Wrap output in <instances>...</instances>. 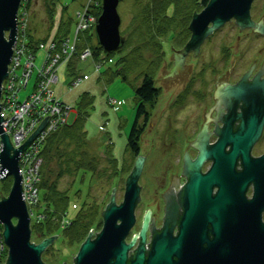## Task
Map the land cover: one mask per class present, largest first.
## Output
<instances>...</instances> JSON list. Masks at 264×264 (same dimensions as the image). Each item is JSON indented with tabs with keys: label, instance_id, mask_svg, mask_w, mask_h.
Masks as SVG:
<instances>
[{
	"label": "water",
	"instance_id": "1",
	"mask_svg": "<svg viewBox=\"0 0 264 264\" xmlns=\"http://www.w3.org/2000/svg\"><path fill=\"white\" fill-rule=\"evenodd\" d=\"M21 1L0 0V134L3 145L0 152V181L12 177L8 195L5 197L1 194L0 197V225L3 226L1 233L8 246L5 264H46L42 257L43 251L58 236H49L39 242L32 240L31 216L23 197V176L18 158L43 129L50 115H46L36 130L18 147H13L9 134L3 128L5 119L1 116L2 86L13 56ZM120 1L102 0V11L95 25V40L106 55L121 50L126 41L120 30ZM252 3L253 0H210L202 10L194 12L188 24L191 37L187 44L177 50V54L173 52L175 65L163 77L182 73L184 56L190 50L198 55L203 40L232 19L241 29L252 27L264 34L263 16L257 22L252 19ZM235 88L229 86L226 91L231 93ZM237 93L242 95L244 89L239 88ZM262 113L252 109L246 116L244 126L235 133L232 132V120L228 119L215 144L207 150H201L194 160L186 155L187 181L185 186L180 187L178 183L174 187L176 192L184 187L183 213L177 236L171 235L168 215L160 230L154 226V222L150 225L148 216L137 233L141 236L139 245L129 258L135 239L127 243L126 237L136 223L135 210L141 190L139 178L145 162L144 156H137L126 179L123 201L116 203L114 187L110 201L102 211L101 230L95 236L94 230L89 232L73 264H264V234H260L264 233V227L256 211L257 199H261L259 195L264 190V157L251 159L249 156L250 147L261 132ZM228 144L231 148L226 152L224 148ZM206 158H211L213 163L206 173H202L200 168ZM237 158L242 160L241 172L235 169ZM250 181L256 183L257 192L255 199L247 203L243 192ZM216 186L219 189L213 195V187ZM178 212L181 210L178 209ZM149 226L152 234L157 235L152 239L150 251L146 253L144 246ZM244 230L248 233L236 234ZM209 232L214 234L212 240L208 238ZM173 257L177 260H173Z\"/></svg>",
	"mask_w": 264,
	"mask_h": 264
},
{
	"label": "rangeland",
	"instance_id": "2",
	"mask_svg": "<svg viewBox=\"0 0 264 264\" xmlns=\"http://www.w3.org/2000/svg\"><path fill=\"white\" fill-rule=\"evenodd\" d=\"M87 1L88 0H60L57 5L58 11L56 14L55 27L58 26L60 21L63 6H66V16L73 20V30L76 26L77 12L83 8V5ZM147 5L148 0L120 1L118 5V12L121 17L120 30L125 37H131V45L121 51L114 52L112 55V63L106 61V64L97 71L92 59L77 61L72 70L73 72H71L69 64L66 62L61 65L58 71L59 80L54 83L55 94L66 103L74 105L76 111L81 110L89 115L86 122V135L89 142L85 148L91 155H96L99 158L97 171L93 174H87L85 180H81L80 173L76 179H74L73 174H66L60 177L57 188L63 191L69 190V217H72L76 213L84 200H87L88 202H98L106 206L110 201L108 191L110 190V185H112L114 181L117 182V187H115L116 203L119 204L123 201L126 179L130 171L124 172L116 178L110 177V174L114 171V167L111 165L112 162L107 153V146L111 145L112 153L117 159L120 168H122L124 164L131 163L132 156L127 151V142L129 133L137 116L138 97L135 94V88L139 86L141 82V74L147 72L146 68H148L149 63H147L146 59L148 58L150 61L154 56L146 53L144 56L145 58L142 60L135 58L134 60L136 62L133 61V64L129 62L130 65L127 61L119 63L117 59L128 53L134 55L133 48L141 41V36H139L138 33H140V31L142 32V30L137 28L140 22L139 15H141L142 9ZM29 12L32 33L38 38L44 37L49 25L44 1L32 0ZM167 13L170 15L173 13L172 4L168 6ZM251 14L252 19L256 22L259 21L262 16L264 18V0H255L253 2V11ZM133 27L140 31L132 33V30L134 31ZM181 27L182 26L178 24H173L170 31L165 36H160L163 42L165 55L162 57L163 59L156 71L155 80L156 86L160 87L161 91L158 99L155 100L150 108V123L141 136L140 153L145 157L142 173L139 178V185L142 188V192L140 193V200L135 210V216L137 217L136 223L130 234L139 233L144 221L143 215H145L146 208H154L161 203L160 192L163 189L160 184L163 182H161V180L165 178L168 183V178L172 174V171H175V168H177L178 171L179 165H175L174 163L180 158L182 153L181 150L186 142L184 135L179 133V136L175 137L173 130L175 128L182 129L185 126L184 120L189 114V108L185 107L187 103L184 107H176V104L179 105L182 103L184 104L185 102H190L189 99L185 100L184 97L187 75L183 69L181 70L182 73H173L163 77L164 75L169 74L172 67L175 65L173 58L174 50L176 48L179 50L184 46V44L179 45V43L182 42V36H179L181 35ZM72 30L69 35H72ZM237 30L238 26L235 21L227 22L221 30L210 38L208 52L214 54L216 51L218 53L221 46L226 47L229 42L232 43V40H235L236 38ZM174 33L178 34H176L175 38ZM251 38L253 39L251 42L252 47L250 51L248 50L245 52L246 54L249 52L251 53L252 50L261 48L262 44L264 45L261 38L256 33H253ZM95 41L96 40L93 38L92 42ZM241 46L242 49L245 50L247 47L246 42L244 41ZM177 53L178 52H176V54ZM43 56V51H38L36 64L40 65L42 63ZM137 61L140 63L138 64ZM196 61L197 63L194 66V71H200L201 64L198 60ZM150 66L152 67L153 64ZM123 68L127 75V79H124V74L117 73L118 70ZM36 74L37 72L34 73L30 80L28 88L20 92L21 99H24L26 95L33 90ZM76 76L84 77V79L86 77V79L80 82L79 86L74 87L71 85V89H69L70 84ZM84 95L86 96L85 100H83ZM109 98H116L118 104L111 106L107 102ZM75 113L73 111L70 115L69 123L74 121ZM101 125L106 127L105 131L100 130ZM58 149L61 152L69 150L68 146L64 145H61ZM57 156L58 155L56 154L53 158L50 167L51 169H54L53 178L60 171L58 164L59 159ZM209 164L210 162L207 163V165ZM183 177L185 178V175H183ZM184 178L183 181L181 180L179 183L180 187L186 183ZM10 185H12L11 176L0 181V197L1 194L5 197L8 195L9 190L11 189ZM77 191H80L81 193L77 195ZM178 209L182 210V207ZM14 222H16V219H14ZM100 230L101 228L94 230L93 236H95ZM56 243L57 245L53 251L50 252L48 260H44L46 264H59V262L56 261L58 260V255L61 254L67 256V260L65 261L66 264H73V260L79 248L75 246L71 248L65 247L64 245L59 244L60 239L57 240Z\"/></svg>",
	"mask_w": 264,
	"mask_h": 264
},
{
	"label": "trees",
	"instance_id": "3",
	"mask_svg": "<svg viewBox=\"0 0 264 264\" xmlns=\"http://www.w3.org/2000/svg\"><path fill=\"white\" fill-rule=\"evenodd\" d=\"M43 1L49 21L48 30L44 37L38 38L34 33H32L30 21H28V49L36 50L38 43L46 41L49 38H54L56 40L55 42H60L62 39L66 38L72 30L73 20L66 16L67 7L63 6L60 21L58 26L55 27L56 14L58 11L57 5L60 0ZM95 1L96 3L94 4L95 7L93 6V13L98 18L102 11V0ZM209 1L210 0H148V5L142 9V13L139 15L140 22L137 28L142 30L143 33L134 27V31L132 30V33L140 31L138 34L141 36V41L139 44L134 46V55L131 53L124 54L117 60L119 63L127 61L130 65V63L133 64L135 58L139 60L145 58L144 56L146 53H149L154 57L150 61L148 58L146 59L147 63H149L148 68H146L147 72L141 74V82L139 86L135 88V94L138 97L137 116L129 133L127 142V151L132 156L131 163L124 164L122 168H120L117 159L112 153L111 145H108L107 153L109 154V159L112 162L111 165L114 167V171L110 174V177L116 178L124 172L131 171L134 166L133 163L140 154L141 136L144 133L143 131H145L146 124H141L139 119L144 117V122L149 119L151 115L150 108L154 104L155 100L158 99L161 91L160 87L156 86L155 80L156 71L163 59L162 57L165 55L163 42L160 36H165L170 31L173 24H178L182 26L180 30L181 35H179L182 36V42H180L179 45L184 44L190 34L188 24L190 23L194 12L203 9ZM22 2H24L23 4H25L26 8H31L32 0H23ZM171 4L173 5V13L170 15L167 12L168 6ZM94 30L95 28L81 35L77 45V53H80L85 48H90L92 50L94 60L113 59V53L106 55L97 40L92 42L93 38L96 39ZM176 34L174 33V38L176 37ZM129 45H131V37L129 38L126 36L125 44L121 50ZM77 61H80L78 56L68 62L71 72H73L72 70ZM139 63L140 62H138V64ZM151 64H153L152 67L150 66ZM117 73L124 74V79H127L124 68L118 70ZM85 98L86 96L84 95L83 100H85ZM75 114L76 117L72 123L61 126L48 136L42 150L44 163L41 167L39 202L36 207L37 212L42 215V217H34L30 220L32 240L39 242L49 236H58L57 239L54 240V242L45 251H43L44 253L42 254V257L44 260H48L50 252H52L57 245V240L60 239L59 244H62L65 247L71 248L75 246L79 248L91 230H97L103 225L102 211L104 210L105 205L98 202H88L87 200H84L81 207L77 209L76 213L72 217H69V190L63 191L57 188L60 177L66 174H73L74 179H76L80 173L81 180H85V176L89 173H95L99 166L98 156L91 155L85 148L89 142L86 135V122L89 115L81 110H77ZM61 145L68 146L69 150L64 152L59 151L58 148H60ZM56 154L59 159L58 164L60 171L53 178L54 169H51L50 167ZM110 186V190L108 191L109 196L112 193V189L117 187V182L114 181V183ZM80 193V191L76 192L77 195ZM64 219L68 220V223L65 226L61 225ZM0 231H3L2 225H0ZM66 260L67 256L61 254L58 255V260L56 262L62 264Z\"/></svg>",
	"mask_w": 264,
	"mask_h": 264
},
{
	"label": "flooded vegetation",
	"instance_id": "4",
	"mask_svg": "<svg viewBox=\"0 0 264 264\" xmlns=\"http://www.w3.org/2000/svg\"><path fill=\"white\" fill-rule=\"evenodd\" d=\"M254 1L255 0H253V2ZM252 11L253 3L251 6V12ZM230 21H235V19ZM262 21L264 23V18H262ZM225 24H227V22ZM224 25L219 29L214 30L213 33L203 40L198 55H195V52L190 50L184 56L183 68L187 75L184 97L185 100L189 99L190 102L182 103L183 105L176 104V107H184L187 103L185 107L189 108V114L184 120L185 126L182 129L175 128L173 134L175 137H178L179 133H181V135H184L186 138V142L181 150L182 153L180 158L174 163L175 165H179L178 171L177 168H175V171H172V174L168 178V183L165 178L161 180V182L163 181L160 183L163 188L160 192L161 203L154 208H146L145 211H147V213L145 212V215H143L144 218L149 216L150 225L154 222V226L159 230L164 225L165 218L168 215V220L170 222L169 225L173 233L171 235L173 237L177 236L178 223L183 213L184 190L183 187L180 192H176L174 187H176L181 180L183 181L184 174V179L187 181L185 173L187 172L185 169L186 155L193 160L200 154L201 150H207L215 144L219 140L218 138H220L223 127H225L228 119L232 120V132L235 133L241 129V126H244L246 116L252 109L263 111L262 115L264 116V45L262 44V47L259 49L252 50L251 53H245L248 50L250 51L252 47L251 42L253 39L251 38V35L256 33L264 43V34L254 30L252 27L241 29L240 26L237 25L238 30L235 40L233 39L232 43L229 42L226 47L221 46L218 53L216 51L214 54L209 53L208 46L210 44V38L221 30ZM191 34L192 32L190 30V34L184 42V45L189 41ZM244 41L247 44L245 50L242 49L241 46ZM177 50L178 49L176 48L174 52L176 53ZM196 60L201 64L200 71H194V66L197 63ZM174 61H176L175 57ZM229 86H235L237 90L243 88L244 93L238 95L236 88L229 93V91H226V88ZM263 116L261 117V132L256 136V139L250 147L249 156L251 159H260L264 157ZM139 122L141 124H146L145 129L150 123L149 119L144 122V117H141ZM230 148L231 145L228 144L224 149L226 152H229ZM139 155H141V153ZM208 162H210L209 165H207ZM212 163L213 160L211 158H206L201 165V172L206 173L207 170L210 169ZM235 169L237 172L243 170L242 160L239 158H237ZM262 178L264 179V177ZM256 188L257 186L254 181H250L247 184L243 192L244 199L247 203L252 202L255 199L257 192ZM218 189L217 186L213 187V195L218 192ZM141 192L142 188L140 190V193ZM259 197L261 199H257L258 205L256 211L258 210L257 214L259 215L260 223L264 227V190L261 191ZM180 207H182V210L179 213L178 208ZM244 233H248V231L244 230L236 232V234ZM260 234L264 233L261 232ZM155 235L157 234H152L151 227L149 226L144 246L146 248V253L150 251L151 242ZM208 238L209 240H212L214 234L209 232ZM133 239H135V244L129 251V258L132 257V253L139 245L141 239L140 234H128L126 242L129 243ZM206 246L207 244L205 243L204 247ZM173 260H177V258L173 257Z\"/></svg>",
	"mask_w": 264,
	"mask_h": 264
},
{
	"label": "built area",
	"instance_id": "5",
	"mask_svg": "<svg viewBox=\"0 0 264 264\" xmlns=\"http://www.w3.org/2000/svg\"><path fill=\"white\" fill-rule=\"evenodd\" d=\"M22 2L19 9L18 33L14 45L13 56L9 65L7 77L3 81L1 96V116L3 128L9 134L13 147H18L36 130L46 115H50L43 129L39 132L27 149L21 152L19 159L20 171L23 176V197L27 203L31 218L42 217L36 207L39 202V184L41 181V167L43 163L42 150L48 136L69 123V117L75 110V106L63 101L56 96L53 89L54 83L58 82V71L63 63H68L78 56L80 61L92 59L95 69L99 71L106 61L113 62V59L94 60L90 48L83 49L77 53V45L82 34L94 29L97 17L93 8L95 0L88 2L76 15V26L72 35H68L60 42L54 38L38 43L37 49H28L27 29L30 21V10ZM94 6V7H93ZM43 51L44 56L40 65L37 63L38 51ZM36 80L33 90L21 99L20 92L27 89L34 73ZM86 79V77H85ZM84 77H76L70 84L80 85ZM116 98H109L111 106L118 104ZM7 118V119H6ZM100 130L105 131L104 125ZM2 138L0 134V152L2 151ZM67 219L62 221L65 226ZM8 257V246L0 231V264H5Z\"/></svg>",
	"mask_w": 264,
	"mask_h": 264
},
{
	"label": "crops",
	"instance_id": "6",
	"mask_svg": "<svg viewBox=\"0 0 264 264\" xmlns=\"http://www.w3.org/2000/svg\"><path fill=\"white\" fill-rule=\"evenodd\" d=\"M84 6V5H83ZM79 86V85H78ZM75 117H76V114H75Z\"/></svg>",
	"mask_w": 264,
	"mask_h": 264
}]
</instances>
